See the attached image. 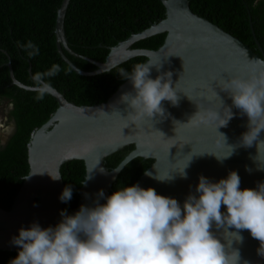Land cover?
<instances>
[{
    "label": "water",
    "instance_id": "obj_1",
    "mask_svg": "<svg viewBox=\"0 0 264 264\" xmlns=\"http://www.w3.org/2000/svg\"><path fill=\"white\" fill-rule=\"evenodd\" d=\"M160 1L165 8L164 18L110 46L105 59L98 61L69 48L63 22L69 0H62L54 25L55 45L61 58L73 71L81 75H95L109 71L132 57L145 56L144 63L150 61L156 67L162 65L160 71L156 67L151 69L152 79L172 73L169 79L177 91L179 103L173 106L171 102L163 101L164 117L133 121L128 117L132 109L122 102L124 94H135L129 80L119 85L106 101L90 105L69 101L54 87L55 93L51 96L56 100L57 108L32 133L27 149L29 170L10 207H0V250H20L12 243V238L19 235L22 227L30 228L33 223H39L42 228L59 224L64 206L59 197L65 189L60 168L71 160H82L84 163L82 183L88 175L91 177L79 188L73 214L79 211L81 205L95 206L100 190L104 191L105 198H100L99 203H106L116 177L137 157L152 159L145 171L151 172L153 177L170 175L174 179L159 181L146 176L144 171L132 185L139 184L145 189L152 187L160 195L177 199L181 207L190 194L199 195L195 189L201 175L218 182L231 171H237L242 190L257 188L259 183H264V145H260L259 149L258 141L251 147L241 145L242 135L249 130V119L235 108L230 92L223 89L225 83L233 78L250 79L264 70L262 46L252 32L259 50V54L256 53L240 38L194 13L189 0ZM163 32L164 41L156 49L132 47L143 38ZM63 50L87 60L95 65V69L79 68ZM6 64L11 83L32 90V85L16 79L10 62ZM229 108L232 118L226 126L219 127L230 117ZM210 111L218 112L221 119L205 122ZM259 139L264 140V131ZM128 145L133 148L109 169L105 164L106 157ZM231 147L234 148L233 154L219 162L216 156H226ZM191 158L185 169L187 179H184L180 171ZM101 169L104 171L101 172ZM50 174H60L61 179L54 181ZM29 175L30 178L25 179ZM221 210L226 212V206H222ZM212 231L222 243L227 244L222 228L217 229L213 225ZM240 234L243 242L234 241L232 245L240 252V264L245 261L248 264H263L264 256L258 253L260 242L252 238L248 230H241Z\"/></svg>",
    "mask_w": 264,
    "mask_h": 264
},
{
    "label": "clouds",
    "instance_id": "obj_2",
    "mask_svg": "<svg viewBox=\"0 0 264 264\" xmlns=\"http://www.w3.org/2000/svg\"><path fill=\"white\" fill-rule=\"evenodd\" d=\"M19 46L27 51L30 59L39 55V47L31 41ZM153 67L155 64L149 61L136 64L131 72L123 68L119 71L134 89V95L122 96V102L132 109L128 117L133 121L164 117L163 101L173 106L179 103L177 91L169 79L172 73L152 79ZM161 67H156L157 71ZM60 72L61 67L54 64L50 70L32 76V91L37 93V101L55 93L48 78ZM223 89L230 92L235 108L249 119V130L242 135L241 145L251 147L258 141L259 149L264 145V140L259 139L264 131V70L250 79L233 78ZM229 110L230 117L219 127L226 126L232 118ZM220 119L218 112L210 111L205 122ZM0 128L8 135L13 132L12 127L0 124ZM231 149L226 156L215 155L217 160L222 163L229 158L234 151L233 147ZM191 160L180 171L184 179H187L185 169ZM144 174L159 181L174 179L170 175L153 177L149 171ZM50 176L54 181L61 179L60 174ZM90 178L88 175L82 185ZM240 185L237 171H231L218 182L201 175L195 189L199 195L190 194L183 207L177 199L139 184L116 190L106 197L104 204L99 203L100 198H105L104 191L100 190L95 206L81 205L73 215L62 210V220L55 227L42 228L39 223H33L30 228L22 227L19 235L12 238L20 251L9 264H240V252L232 245L234 241L243 242L241 230L250 231L252 238L260 242L258 253L264 256V183L243 190ZM72 196L69 185L59 199L67 203ZM222 206H226V212H222ZM213 225L224 230L227 244L214 234ZM229 236L232 238L228 239Z\"/></svg>",
    "mask_w": 264,
    "mask_h": 264
},
{
    "label": "trees",
    "instance_id": "obj_3",
    "mask_svg": "<svg viewBox=\"0 0 264 264\" xmlns=\"http://www.w3.org/2000/svg\"><path fill=\"white\" fill-rule=\"evenodd\" d=\"M62 0H0V103L6 102L5 126L12 127L11 135H0V207L8 209L29 170L28 144L34 130L54 113L57 102L51 95L37 101V93L11 83L7 62L16 79L33 85L32 76L45 72L54 64L61 72L48 78L53 87L76 104H95L106 99L121 85V68L131 72L145 56H135L109 71L95 75L77 74L61 58L55 45L54 25ZM190 9L227 32L240 38L259 54L253 33L264 50V0H189ZM165 16L160 0H69L64 15L67 44L74 52L103 61L109 47L138 32ZM253 32V33H252ZM165 33H157L135 42L132 47L158 48ZM29 41L39 47V55L29 58L19 45ZM19 42V43H18ZM72 63L84 70L95 65L63 50ZM70 69V70H69ZM133 148L128 145L106 157L111 169ZM152 159L134 158L116 177L113 192L131 186L150 165ZM60 172L64 187L71 186V201L62 210L69 215L77 206L79 188L84 180L82 160L64 163ZM62 217L60 216L59 223ZM0 250V264H9L18 252ZM264 264V262H263Z\"/></svg>",
    "mask_w": 264,
    "mask_h": 264
},
{
    "label": "rangeland",
    "instance_id": "obj_4",
    "mask_svg": "<svg viewBox=\"0 0 264 264\" xmlns=\"http://www.w3.org/2000/svg\"><path fill=\"white\" fill-rule=\"evenodd\" d=\"M6 107H7L6 102L3 101L0 103V124H2L5 128H6L5 121L7 119V117L5 115ZM4 134H5V132H4L3 128H0V135L3 137Z\"/></svg>",
    "mask_w": 264,
    "mask_h": 264
}]
</instances>
